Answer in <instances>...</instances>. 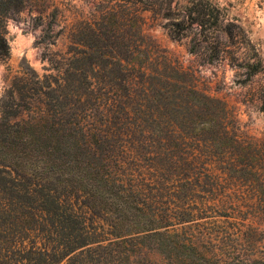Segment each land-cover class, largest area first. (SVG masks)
I'll list each match as a JSON object with an SVG mask.
<instances>
[{"label":"trees","instance_id":"obj_1","mask_svg":"<svg viewBox=\"0 0 264 264\" xmlns=\"http://www.w3.org/2000/svg\"><path fill=\"white\" fill-rule=\"evenodd\" d=\"M123 1L43 55L55 73L25 61L0 96V264H247L201 249H222L207 230L243 211L240 188L264 187V149L254 163L227 106L144 34V0ZM189 3L172 39L222 27L218 6ZM25 4L0 0V63Z\"/></svg>","mask_w":264,"mask_h":264},{"label":"rangeland","instance_id":"obj_2","mask_svg":"<svg viewBox=\"0 0 264 264\" xmlns=\"http://www.w3.org/2000/svg\"><path fill=\"white\" fill-rule=\"evenodd\" d=\"M111 1L26 0L23 11L7 22L11 56L0 63V96L13 76L29 71L25 61L40 76L55 73L49 70L51 66L43 55L67 52L71 32L99 20L116 3L126 9L123 0ZM189 1L144 0L145 4L138 7L143 32L194 75L198 88L227 106L238 133L255 139L254 147L259 149L253 152L254 163L262 164L259 151L264 149V0H209L222 10V27L204 37L194 25L185 30L181 40H174L169 29L175 24L188 25ZM46 36L50 38L45 44L38 43ZM192 41L200 45L198 53L190 52ZM214 47L220 58L208 63L205 53ZM258 63L260 70L249 77ZM239 191L245 195L239 216L218 219L207 230L225 238L222 249L201 250L216 251L227 263L238 257L247 264H264V187L250 185Z\"/></svg>","mask_w":264,"mask_h":264}]
</instances>
